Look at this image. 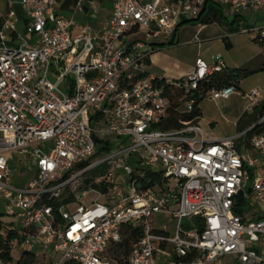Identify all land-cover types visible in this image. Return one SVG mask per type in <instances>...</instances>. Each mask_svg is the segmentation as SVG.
<instances>
[{
    "label": "built area",
    "instance_id": "2783aa9c",
    "mask_svg": "<svg viewBox=\"0 0 264 264\" xmlns=\"http://www.w3.org/2000/svg\"><path fill=\"white\" fill-rule=\"evenodd\" d=\"M207 2L225 16L264 14V0H112L110 21L94 31L61 17L60 0H20L21 33L18 18L7 14L0 26V202L19 229L3 226L10 260L0 264H18L17 248L40 258L30 264H112L108 254L129 227L142 235L124 264H219L226 256L264 264V217L233 215L238 197L252 208L253 200L264 203V175L253 171L258 164L264 174V160L250 155L264 157V132L241 154L233 138L210 140L187 119L198 100L237 92L229 85L198 95L227 69L224 62L198 58L176 80L144 71L153 50L148 42L174 38L175 28L197 19ZM86 5L92 0H74V14ZM240 31L264 48V25ZM140 32L148 49L123 41ZM245 98L249 112L264 105L260 90ZM171 107L186 110L183 128L155 130ZM97 141L108 149L94 161ZM26 172L32 176L17 188ZM158 214L175 222L172 237L165 227L153 228ZM9 234L15 236L8 241Z\"/></svg>",
    "mask_w": 264,
    "mask_h": 264
},
{
    "label": "crops",
    "instance_id": "0c3cea01",
    "mask_svg": "<svg viewBox=\"0 0 264 264\" xmlns=\"http://www.w3.org/2000/svg\"><path fill=\"white\" fill-rule=\"evenodd\" d=\"M99 1L100 2H98L97 0H92L93 6H91V8L90 7L88 8V5H86L84 7V10L82 11V13L74 14V9H73L74 0H60L59 15L63 18H72L73 17L77 25L86 24L92 30L98 31L103 24L107 23L111 19V10H108L107 5L105 4V2L103 0H99ZM176 1L177 0H161V2L163 4H174ZM182 1H189L190 2L193 0H182ZM19 2H20V0H0V26L2 25L7 14L9 12H13L19 20V23L17 25V30L19 33H21L23 30L25 21H26V10L19 4ZM97 9H98V12H97ZM97 13L102 14L101 20L99 18H95ZM243 14H248L251 17L252 23H250V24L254 25L256 22H260L261 26L264 25V14H262V13L254 14L251 12H242L239 14H233L230 16H226V19H228L229 17H231V19H232L234 16H238L241 27H244L245 21L243 18ZM89 20H94L92 25H89ZM77 21H80V24L77 23ZM249 26H251V25H249ZM208 27H209V25H207V26L198 25L194 31L192 30L191 33L189 32L187 34L182 33L180 31V28H179L177 30V32L175 33L174 38H172L171 40H169L167 42L162 40V39L161 40L156 39V40L149 41L148 43L154 47H161V46L170 45V44L172 45L174 40H175L174 45L175 44L176 45L182 44V45H185L186 47L189 46L191 43H193V44L197 45V48H196L197 54H196V57L194 58L193 61H191L187 65H183V67L179 71H177V73H176L177 75H172L171 78L156 77L152 74H147L146 73L147 69H145L144 71L146 73V76H152L154 78H162V79H168V80H176V79H179V78L189 74L190 72H192L194 67H195L196 60L198 58L202 59L206 63H210L212 58H214L216 56H220V53H223V55L227 58L226 61L228 62V58L231 55L230 50L232 49L231 43L228 42V36L233 37L236 33H229L227 31L228 27L225 26V29H226L225 34L227 35V36L225 35L226 37H224L223 36L224 34H222L221 32H219L216 35H209V33L206 32ZM252 28H254V27L252 26ZM240 33L243 34L241 31H240ZM144 36H145V34H144ZM200 37H201V39H200ZM250 38H251V40H254V39H252V37H250ZM144 40L146 41L145 37H144ZM200 40L205 42V43H203L204 45L200 42ZM215 40H219V41L222 40L223 48H224L225 52L221 49L218 52L219 54H217L216 56H212L208 61H206L205 59L202 58V56L205 52L204 47L207 46V50H208L212 45L215 44L214 43ZM137 41H138V39H135L134 42H137ZM226 43H228L230 45L229 48H226ZM170 49H172V48H170ZM153 51L154 50H152V52ZM149 58L147 59L146 65L150 63ZM220 58H221V56H220ZM224 64H225L226 68L229 69L227 67V63L225 62ZM234 69L246 70V71L250 72L251 75L249 77H252L254 75H258L260 73H264V49H262L261 51L258 50L257 53H254L252 56L249 55L245 59V62L243 63V65H241V66L236 65V67H234ZM229 70H232V69H229ZM249 77L239 81L237 92L235 94H233L229 99L218 100V101L208 100V101L213 102V103H222V105H224V106L228 105L232 101L236 102L239 100V102L241 104V109L239 110V112L236 113L235 117L233 118V121L231 123L232 124L231 125L232 131H230L226 134H217L216 135L215 134V132H216L215 124L210 123V121H208L205 117H203V113L201 110H200L201 117L192 121V124L199 126L206 133V135L208 136V138L210 140L219 141V140H223V139H227V138H233L235 146L238 149L239 153H241V154H246L248 151H251L250 150L251 149V147H250V139L251 138H247L246 134L248 132H250L261 120H264V105H261L260 107L254 109L251 112L247 111V99L245 98V95H247L249 92H247V93L243 92L241 90V85L245 81H247V79ZM171 108H178V107H171ZM184 117H186V115L182 116L180 119V121H181L180 127L181 128L179 130H181L183 128L182 120L184 119ZM250 155H252L253 157H256V158L258 157V159L264 160V157H259L253 151L250 153ZM253 171H255L256 175H259V176L264 175V174H262L261 170L259 169L258 164L255 165V168ZM28 174H29V172L24 173L23 176L20 177L18 182H22L23 185H25L26 181L32 176V173H30L31 175H29V176H28ZM252 202H254V208H252L249 205V203L247 202V206H246L247 212L243 216L244 220H250V219H254V218H258V217H264V203H257L254 200ZM11 216L12 215L9 214V210L7 211V209H6L5 204L0 202V219L3 217L11 218ZM2 224H3V226H5V228L9 227V228L13 229V227L11 226L12 223H10V224L2 223ZM171 248L172 247L170 245H168V246H166V249L165 248L164 249L166 250V252L170 253ZM23 253H26V252H22V255H23ZM34 259L36 262L40 261V258H35V256H34ZM227 263L228 264H233V263L239 264L236 256L223 257L219 262V264H227Z\"/></svg>",
    "mask_w": 264,
    "mask_h": 264
},
{
    "label": "rangeland",
    "instance_id": "374dc122",
    "mask_svg": "<svg viewBox=\"0 0 264 264\" xmlns=\"http://www.w3.org/2000/svg\"><path fill=\"white\" fill-rule=\"evenodd\" d=\"M100 2L99 0H97ZM105 4L107 5L108 10H111L112 8V0H103ZM102 1V2H103ZM98 12V9H97ZM102 14L97 13L95 18H99L101 20ZM94 18V19H95ZM243 18L245 21V29L252 28H259L261 26L260 22H256L254 25L250 24L252 23L251 17L248 14H243ZM229 19V20H228ZM227 20H222L220 24L213 23L209 25L207 29V33L209 35H216L219 32L224 34L223 36L226 37L225 34V26L228 25L227 22L231 21V17H229ZM94 20H89V25H92ZM77 23L80 24V21H77ZM251 25V26H249ZM198 25H191V24H184L180 27V31L184 34L191 33V31L195 30ZM226 35V36H225ZM144 32H140L137 35H129L125 36L123 38V41L126 43H134L135 39H138V41L143 42L146 44L144 40ZM201 39V37H200ZM253 39V38H252ZM175 41V40H174ZM164 45L161 47H154L149 46L146 44L145 49H148L149 47L152 48L154 51L151 52L149 61L150 63L145 66V69H147V74H152L156 77H164V78H171L172 75H177V71H179L183 65H187L191 61L194 60L197 54V45L191 43L189 46H185L182 44L178 45ZM203 44L205 42L201 41ZM228 42L231 43L232 49L231 55L228 58V62L226 61L227 58L223 55V53H220V56L224 63H227V67L229 69H234V67L241 66L245 62V59L249 55H253L254 53H257L258 50H262V47L251 40L250 36L248 34H241L240 30L238 33H236L233 37L228 36ZM215 44L212 45L208 50L207 46L204 47V54L202 56L203 59L208 61L212 56H216L219 54L218 52L223 48L222 40H215ZM204 45V44H203ZM172 48V49H170ZM170 49V50H169ZM51 70H53V67H51ZM53 81V80H52ZM60 89L62 91H65V86L61 85ZM241 90L245 93L250 92L251 90H260L261 92H264V73H260L258 75H254L252 77H249L247 81H245L241 85ZM66 94H68L67 91H65ZM199 108L203 113V117H205L210 123L215 124V134H226L230 131H232V121L235 117L236 113L239 112L241 109V104L238 101H232L228 105H222V103H213L206 99L202 100L199 103ZM186 115V110L183 107L178 108H170L167 110V117L164 119L160 124L154 127L157 131L162 132H176L181 127V117ZM101 158H103L102 153H98L97 156L94 158V161H98ZM102 169L97 170V172H92L91 175L99 174ZM29 172L28 176L31 175ZM15 186L17 188H20L23 186L22 182H15ZM92 198V197H91ZM11 215V214H10ZM1 223L4 224H10L12 223V227L14 230L19 229V221L17 218L11 216V218L3 217L0 219ZM184 226L188 225L189 222H184ZM151 224L155 230H162L163 227L166 228L169 235L172 237L174 235V227L175 222L171 221L168 216L163 214H158L153 216L151 220ZM22 250L17 248L13 250L12 256L14 262L19 261ZM109 260V258H107ZM110 261V260H109ZM228 264V263H227ZM235 264V263H233Z\"/></svg>",
    "mask_w": 264,
    "mask_h": 264
},
{
    "label": "trees",
    "instance_id": "16d2710c",
    "mask_svg": "<svg viewBox=\"0 0 264 264\" xmlns=\"http://www.w3.org/2000/svg\"><path fill=\"white\" fill-rule=\"evenodd\" d=\"M222 20H227L226 16L223 14L222 9L219 6H216L212 3L207 2L204 5L203 10L201 11L199 17L192 21H186L182 24H179L175 28V33L177 30L184 24H191V25H211L213 23L220 24ZM229 27L227 28V31L229 33H237L240 29L244 28L241 27L239 22V17L234 16L230 22H227ZM254 42L258 43L256 40H253ZM259 44V43H258ZM260 45V44H259ZM230 45L226 43V48H229ZM262 47V46H261ZM264 49V48H262ZM251 75L250 72L246 70H240V69H225L224 72L221 74H216L211 77V81L207 85H203L200 87L199 94L203 95L206 90H209L211 88H221L229 85H234L236 88H238V84L240 80L246 79ZM201 100H198L194 105V110L192 113L187 116V119L189 120H195L197 118L201 117V112L199 109V103ZM175 106V105H174ZM185 118V117H184ZM264 132V123L261 125L255 126L250 132L246 134L247 138H251L252 136ZM97 148L98 152H102L104 150H107V144L102 143L100 141H97ZM149 178V177H148ZM151 179V177H150ZM148 180V179H146ZM247 202L242 198L238 197L236 200V206L233 209V215L235 217H241L243 219L244 214L247 212ZM3 229V224L0 222V232ZM141 231L138 228L129 227L126 232V237L124 238L123 242L111 249V251L108 254V258L111 261L112 264H124L125 260L130 255L132 248L134 244H136L139 239L141 238ZM15 235L9 234L7 239L8 241L12 239ZM0 258L3 260H10V249L7 245V243L4 242L3 237L0 236ZM24 262H23V261ZM35 259L32 254L29 253H23L21 260L18 262V264H30L34 263ZM64 264H77L75 262H65Z\"/></svg>",
    "mask_w": 264,
    "mask_h": 264
}]
</instances>
